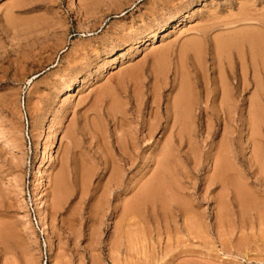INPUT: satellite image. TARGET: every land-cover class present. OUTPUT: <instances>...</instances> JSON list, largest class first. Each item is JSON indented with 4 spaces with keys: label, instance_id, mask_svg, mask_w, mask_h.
<instances>
[{
    "label": "rangeland",
    "instance_id": "obj_1",
    "mask_svg": "<svg viewBox=\"0 0 264 264\" xmlns=\"http://www.w3.org/2000/svg\"><path fill=\"white\" fill-rule=\"evenodd\" d=\"M234 36L259 39L256 59L240 39L214 57ZM183 85L196 107L167 180L196 217L145 203L129 220L179 130L164 120ZM153 114L162 125L145 140ZM223 149L224 185L212 166ZM263 212L264 0H0V264H264Z\"/></svg>",
    "mask_w": 264,
    "mask_h": 264
},
{
    "label": "bare ground",
    "instance_id": "obj_2",
    "mask_svg": "<svg viewBox=\"0 0 264 264\" xmlns=\"http://www.w3.org/2000/svg\"><path fill=\"white\" fill-rule=\"evenodd\" d=\"M240 39V38H239ZM238 36H234V37H231V38H225V39H220L218 41H216L215 43V46H214V57H219L221 54H224L226 52V50L229 48V47H234L235 45H237L238 41ZM262 40V39H261ZM240 41H246L250 44L251 46V58H255L256 59V50H259L258 48V43H260L259 39L255 38L254 36H243ZM262 42V41H261ZM192 43V42H191ZM195 48V47H194ZM263 49V48H262ZM196 50V49H195ZM197 54V53H196ZM226 55V54H225ZM195 58V57H194ZM218 60V59H217ZM259 62V61H258ZM253 65V64H252ZM234 76L235 74H228V77L229 78H232L234 79ZM77 77L76 76H73L72 79H70V81L68 82V84L65 86V87H62V89H60L58 91V93H60L61 90H66L68 89L72 83L75 81ZM226 78V77H225ZM224 78V79H225ZM223 81V80H221ZM219 81V82H221ZM225 82V81H224ZM200 83V82H199ZM202 85V83H201ZM204 85V84H203ZM216 84H214V90H213V93H217L216 91V87H215ZM225 85V84H224ZM221 86V85H220ZM228 86V85H227ZM198 90V89H197ZM220 90V89H219ZM202 94L203 93H208L207 91V87H203L202 88ZM199 93V92H198ZM228 93V92H227ZM204 95V94H203ZM211 95V94H210ZM196 97V96H195ZM199 97V96H198ZM212 98V97H211ZM214 98V97H213ZM212 98V99H213ZM199 99V98H198ZM214 100V99H213ZM211 101V100H210ZM199 102V101H198ZM53 103V102H52ZM195 101L193 100V98H191V96L189 95L188 93V90H187V87L185 85L182 86V91L180 92L179 96L176 98V100L173 102V105H172V108H170V110H167L166 112V118L164 121H166V123H169V120H172L173 123H172V126H171V129L173 128H178L176 129V131L178 130L177 134H174V133H171V137L166 141V144L164 145L163 144V148L161 150V153H159V155H161V160H159L157 162V165H158V168L157 170L152 174L151 178L140 188V190L137 192V194H135L133 197V201L130 203L128 202V204H126V208L124 209L125 210V215L127 217H129V220H130V217H134L137 216L138 212H139V209H140V206L145 204V203H149L151 205H154V204H158V206L160 207L161 205L162 206H166L167 203H172V210L174 211L175 215L177 217H182L183 221H189V219L191 218H195L196 215L191 212V210L188 208V206L184 203V201H182V196H183V189L182 187L180 186V184H178L177 181H168L167 179L168 178V161L169 159L171 158L172 156V152H173V149H174V143H177V147L180 146L181 143H183L182 141V133L190 128L188 127L189 124L186 123V118H185V110L188 108V107H193L195 105ZM199 104V103H197ZM205 104V103H204ZM200 106V104L198 105ZM196 107V105H195ZM205 107V106H204ZM206 107H208L206 105ZM151 108V107H150ZM200 110H198L199 114H195V120L193 122L194 124V128H196L197 130L200 129L202 126H203V122L199 121V117L206 111V109H203L198 107ZM151 110V109H150ZM157 110V109H156ZM158 111V110H157ZM155 114H158L156 112H154ZM254 115L256 114V110L253 111ZM154 115V117L152 118L150 115V119L152 122H146V124L143 126V129L142 130H146V135H145V140H147V138L149 139H152L154 133L161 127L162 125V121L163 119H161L160 117H158L157 115ZM194 114V113H193ZM148 116V117H149ZM188 116V114L186 115V117ZM162 117V116H161ZM57 118H60V116L58 115ZM188 118V117H187ZM42 119V118H41ZM149 119V121H150ZM51 120V119H50ZM44 120L40 121V124H39V127L40 129H42L43 127V122ZM58 122H60L58 119H57ZM122 121V120H121ZM188 121V120H187ZM190 122V121H189ZM45 124V123H44ZM55 124V123H54ZM59 124V123H58ZM48 125V124H47ZM165 125V124H164ZM116 126V125H115ZM169 126V125H168ZM167 126V128H165V130H169V127ZM192 126V125H191ZM38 127V126H37ZM188 127V128H187ZM164 128V127H163ZM189 130V129H188ZM40 131V130H39ZM54 132V131H53ZM166 132V131H165ZM173 132V131H172ZM51 133V132H50ZM55 134V133H54ZM38 135V134H37ZM46 135V134H45ZM47 136V135H46ZM54 136V135H53ZM39 137V136H38ZM53 138V137H52ZM131 138V137H130ZM39 139V138H38ZM48 139V138H47ZM148 139V140H149ZM55 140V139H54ZM53 140V141H54ZM131 141V139H130ZM260 140L257 139V142H259ZM125 143V142H124ZM131 143V142H130ZM133 143V142H132ZM131 143L130 147H131V150L130 151H121L119 154H118V163H127V162H130L131 160V156L133 154V151L135 150V143H134V146L133 144ZM146 143V142H145ZM45 145V144H44ZM43 146V145H42ZM121 147V146H120ZM129 147V148H130ZM50 148V147H49ZM260 148H256L255 152L257 153V155L259 154V150ZM223 153H227V150L225 151L224 149L221 150L220 154L222 155H219L218 156V162H214V169L215 171H218L219 175H221L218 179L219 181L224 185V184H228L227 182V179L224 178V175L226 173V171H228V166L226 164V156L225 154L223 155ZM158 155V156H159ZM259 156V155H258ZM47 157V156H46ZM160 158V156H159ZM214 160H216L214 158ZM52 164V163H51ZM33 172V171H32ZM42 170H41V166L40 165H37L34 169V172L32 173L33 174V177H36L38 174H41ZM215 179V178H214ZM111 180H112V184L114 187H119V183H120V167L118 166V164H116V166L113 168V171H112V176H111ZM41 183V182H40ZM193 196V195H191ZM43 194L42 192L39 194V205H38V209L40 210V221L42 223V226H43V229H44V232L45 230L47 229V221H46V218H45V213L46 211L43 210ZM37 199V198H36ZM193 200V199H192ZM128 205V206H127ZM156 207V206H155ZM34 208L36 210V207L34 205ZM157 209V208H156ZM155 210V209H154ZM36 213H37V210H36ZM264 213V212H263ZM223 215V214H222ZM222 217V216H220ZM199 219V218H198ZM193 220V219H192ZM191 220V221H192ZM197 220V219H196ZM190 221V222H191ZM194 221V220H193ZM193 221L191 223H193ZM38 215H37V223H38ZM183 222V224H185ZM188 223V222H187ZM197 223H199L197 221ZM190 226V225H189ZM193 226H196V229L197 228V224L196 225H193ZM193 228V227H192ZM195 228H193L194 230ZM195 229V230H196ZM192 230V231H193ZM193 231L196 233V231ZM198 231V230H197ZM192 232V233H193ZM43 233V232H42ZM198 233V232H197ZM193 236V235H192ZM195 237V236H194ZM196 238V237H195ZM137 244V243H136Z\"/></svg>",
    "mask_w": 264,
    "mask_h": 264
},
{
    "label": "built area",
    "instance_id": "obj_3",
    "mask_svg": "<svg viewBox=\"0 0 264 264\" xmlns=\"http://www.w3.org/2000/svg\"><path fill=\"white\" fill-rule=\"evenodd\" d=\"M25 197H26L27 215L31 218L32 223L36 226L38 224L37 223V213L34 208L33 200H31L29 197L28 190H26L25 192Z\"/></svg>",
    "mask_w": 264,
    "mask_h": 264
}]
</instances>
